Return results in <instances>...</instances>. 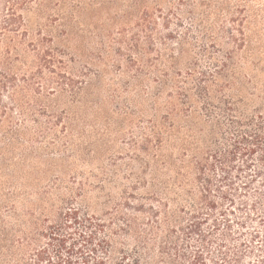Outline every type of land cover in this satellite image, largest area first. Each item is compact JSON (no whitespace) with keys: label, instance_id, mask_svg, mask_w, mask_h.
<instances>
[{"label":"trees","instance_id":"trees-1","mask_svg":"<svg viewBox=\"0 0 264 264\" xmlns=\"http://www.w3.org/2000/svg\"><path fill=\"white\" fill-rule=\"evenodd\" d=\"M2 255L264 264V0H0Z\"/></svg>","mask_w":264,"mask_h":264},{"label":"rangeland","instance_id":"rangeland-1","mask_svg":"<svg viewBox=\"0 0 264 264\" xmlns=\"http://www.w3.org/2000/svg\"><path fill=\"white\" fill-rule=\"evenodd\" d=\"M89 170H90L89 168L84 166L83 167V171L85 172V174L76 175L77 176L76 179L67 176V177H65V180H64L63 183H67V185H70V186L73 185L74 187H77V186L81 185L80 183L85 182L86 177L88 176V177H90L91 184L96 185L97 183L95 182V179L92 176V173H90L91 171H89ZM129 181L130 180H127V181H123L121 183H129ZM90 182H88V183H90ZM108 186H110V185H108ZM99 195H100V193L97 190H93L92 191V193L90 195V199H91L92 203L98 201L97 196H99ZM104 208H106V207H104ZM91 211H95L96 213L100 214L101 216H103V213H104L103 212L104 211L103 208L100 207V206L91 208ZM6 261H7L6 257L2 255L1 258H0V264H6Z\"/></svg>","mask_w":264,"mask_h":264}]
</instances>
